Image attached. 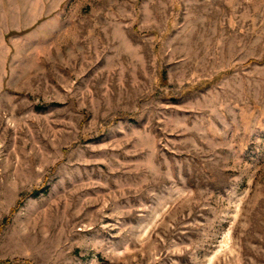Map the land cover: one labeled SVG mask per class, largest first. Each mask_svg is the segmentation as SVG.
Returning <instances> with one entry per match:
<instances>
[{"label":"rangeland","instance_id":"obj_1","mask_svg":"<svg viewBox=\"0 0 264 264\" xmlns=\"http://www.w3.org/2000/svg\"><path fill=\"white\" fill-rule=\"evenodd\" d=\"M0 264H264V0H0Z\"/></svg>","mask_w":264,"mask_h":264},{"label":"trees","instance_id":"obj_2","mask_svg":"<svg viewBox=\"0 0 264 264\" xmlns=\"http://www.w3.org/2000/svg\"><path fill=\"white\" fill-rule=\"evenodd\" d=\"M43 190V192H46L47 191V188H45V189H42ZM33 196H38V193H37V191H35L34 193H33Z\"/></svg>","mask_w":264,"mask_h":264}]
</instances>
